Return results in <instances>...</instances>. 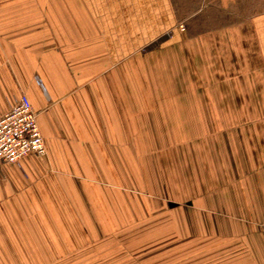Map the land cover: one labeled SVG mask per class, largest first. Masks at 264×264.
<instances>
[{
  "label": "crops",
  "instance_id": "crops-1",
  "mask_svg": "<svg viewBox=\"0 0 264 264\" xmlns=\"http://www.w3.org/2000/svg\"><path fill=\"white\" fill-rule=\"evenodd\" d=\"M23 93L47 154L0 166V264L92 236L110 154L149 148L179 264H264V0H0V115Z\"/></svg>",
  "mask_w": 264,
  "mask_h": 264
},
{
  "label": "rangeland",
  "instance_id": "rangeland-1",
  "mask_svg": "<svg viewBox=\"0 0 264 264\" xmlns=\"http://www.w3.org/2000/svg\"><path fill=\"white\" fill-rule=\"evenodd\" d=\"M182 26L185 30V24L180 22L178 28L182 29ZM160 44L161 41L158 40L144 47V52ZM154 151V148L141 149L139 175L127 157L121 165L110 154L109 180L99 181L102 183L94 181L103 192L108 191L109 194L102 201L108 206V211L104 212L105 220L97 218L96 211L92 236L84 239L83 243H75L69 250L62 251L60 260L46 261V264H179L181 262L180 240L176 237L180 231L181 212L175 211L171 217L165 218L163 210L165 203L169 207L175 204L159 195V189L157 194L147 193L148 190H156L155 186H152L150 172L156 170L158 185L161 183L163 187L164 184L162 180L164 165L151 163ZM117 192L124 194L125 211L120 210ZM139 197L143 199L142 204L146 209L139 208L141 203ZM95 216L96 220L102 222V227L96 226ZM84 230L87 234L90 232L89 228Z\"/></svg>",
  "mask_w": 264,
  "mask_h": 264
},
{
  "label": "built area",
  "instance_id": "built-area-1",
  "mask_svg": "<svg viewBox=\"0 0 264 264\" xmlns=\"http://www.w3.org/2000/svg\"><path fill=\"white\" fill-rule=\"evenodd\" d=\"M31 154L45 156L47 145L39 127L38 112L23 93L10 111L0 115V166L16 163Z\"/></svg>",
  "mask_w": 264,
  "mask_h": 264
},
{
  "label": "water",
  "instance_id": "water-1",
  "mask_svg": "<svg viewBox=\"0 0 264 264\" xmlns=\"http://www.w3.org/2000/svg\"><path fill=\"white\" fill-rule=\"evenodd\" d=\"M172 205H174V204H172Z\"/></svg>",
  "mask_w": 264,
  "mask_h": 264
}]
</instances>
